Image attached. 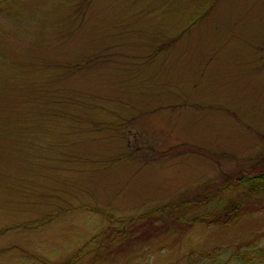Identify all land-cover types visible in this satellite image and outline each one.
I'll use <instances>...</instances> for the list:
<instances>
[{"label": "rangeland", "instance_id": "obj_1", "mask_svg": "<svg viewBox=\"0 0 264 264\" xmlns=\"http://www.w3.org/2000/svg\"><path fill=\"white\" fill-rule=\"evenodd\" d=\"M261 172L264 0H0V264H264L143 217Z\"/></svg>", "mask_w": 264, "mask_h": 264}, {"label": "trees", "instance_id": "obj_2", "mask_svg": "<svg viewBox=\"0 0 264 264\" xmlns=\"http://www.w3.org/2000/svg\"><path fill=\"white\" fill-rule=\"evenodd\" d=\"M210 194L207 192L197 196L199 198L197 202L187 200L156 207L153 211L145 213L143 217L146 220L166 217L187 226L206 223L221 227L233 226L249 213L263 211L264 172L231 179L218 189L214 196ZM235 255L246 263L264 260V251L256 246L248 247L246 252L238 251Z\"/></svg>", "mask_w": 264, "mask_h": 264}]
</instances>
